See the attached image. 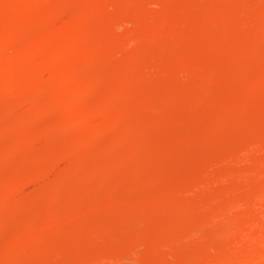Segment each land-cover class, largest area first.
Masks as SVG:
<instances>
[{
	"label": "rangeland",
	"instance_id": "rangeland-1",
	"mask_svg": "<svg viewBox=\"0 0 264 264\" xmlns=\"http://www.w3.org/2000/svg\"><path fill=\"white\" fill-rule=\"evenodd\" d=\"M41 5L48 10L41 11ZM237 14L245 22L236 23ZM250 17L257 21L251 24ZM20 18L28 24L19 26ZM67 38L69 46L64 48ZM138 40L145 44L141 53L136 48ZM131 58L141 65L133 72L127 64ZM80 61L87 64L85 70L94 63L96 78L79 81L81 85L75 80L72 96L58 95L56 90L73 72L71 66ZM53 68H58L56 73ZM116 78L123 80L118 94L101 98L111 91ZM31 87L36 96L28 101L24 93ZM0 96V153H10L9 159H0V182L5 178L4 185L0 183V238L4 243L0 264H237L238 259L239 264L247 263L238 245H249L244 244L252 234L249 230L264 227V197L258 195L264 189H257V198L249 194L264 186V0H0ZM53 97L55 101L61 97L64 103H60L71 111L75 99L81 100L87 112H74L67 120L59 114L58 120L59 112L48 106ZM107 102L116 105V111L94 113ZM225 104H234L232 111L225 110ZM129 106L134 116L121 118L117 111ZM59 127L63 133L79 129L84 137L59 141L55 137L61 134ZM21 144L30 146L31 152L24 168L15 172L10 158ZM251 148V153L246 152ZM70 163H74L75 176L72 182L60 184L58 177ZM108 198L114 200L108 203ZM44 206L52 212L42 211ZM62 207L68 210L65 217L59 216ZM212 208L216 213H211ZM14 214L21 216L10 226ZM253 220L259 227L248 230L249 223L255 225ZM132 224H138L139 231L137 226L130 228ZM25 231L30 238L21 241ZM48 231L51 234L44 236ZM130 234L135 237L131 239ZM259 243L255 244L258 253H247L252 259L247 264L264 263V244Z\"/></svg>",
	"mask_w": 264,
	"mask_h": 264
},
{
	"label": "bare ground",
	"instance_id": "bare-ground-1",
	"mask_svg": "<svg viewBox=\"0 0 264 264\" xmlns=\"http://www.w3.org/2000/svg\"><path fill=\"white\" fill-rule=\"evenodd\" d=\"M255 1V0H254ZM11 2H12V0H11ZM41 2V1H40ZM45 2V1H44ZM258 2H260V1H258ZM28 3V2H27ZM43 3V2H42ZM41 3V4H42ZM24 4V3H23ZM22 4V5H23ZM3 5V4H2ZM12 5V4H11ZM30 5H32V4H30ZM37 5V4H36ZM35 5V6H36ZM40 5V4H39ZM33 6V5H32ZM42 6V9H40L41 11H46V10H48V8H46V7H43V5H41ZM29 7V6H28ZM48 7V6H47ZM247 7L249 8V6L247 5ZM37 8V7H36ZM36 8H34V9H36ZM28 9V8H27ZM30 9V8H29ZM251 9V8H250ZM254 8H252V10H253ZM6 10V9H5ZM12 10V9H11ZM52 10V9H51ZM54 10H56V9H54ZM258 10V9H257ZM49 11H50V9H49ZM63 12H64V10H62ZM20 11H18V13H19ZM27 12V11H26ZM30 12H32V11H30ZM38 12H39V10H38ZM51 12V11H50ZM59 12H61V11H59ZM244 12H249V11H244ZM254 12H256V10L254 11ZM9 13V12H8ZM14 13V12H13ZM40 13V12H39ZM44 13V12H43ZM53 12H51V14H52ZM237 13H239V12H237ZM11 14V13H10ZM16 14V12L14 13V15ZM253 14V13H252ZM7 15V14H6ZM40 15H41V13H40ZM48 15V14H47ZM50 15V14H49ZM53 15V14H52ZM234 15V14H233ZM246 15V17H247V14H243V16H245ZM251 15V14H250ZM258 15V14H257ZM20 16V15H19ZM34 16H36V15H34ZM46 16V15H45ZM232 16V15H231ZM249 16V15H248ZM254 16V15H253ZM12 17V16H11ZM257 17V16H256ZM10 18V17H9ZM17 18V17H16ZM39 18V17H38ZM45 18V17H44ZM220 18V17H219ZM243 17H242V15L240 16H238V14L235 16V19H234V21L236 22V23H240L241 22V20L243 21V19H242ZM253 18H255V17H253ZM258 18V17H257ZM256 18V19H257ZM8 19V18H7ZM30 19H31V17H30ZM227 19H229V18H227ZM232 19V18H231ZM244 19H245V17H244ZM248 19V21L249 22H251L253 19H252V17H250V18H247ZM255 19V20H256ZM221 20V19H220ZM226 20V19H225ZM230 20V19H229ZM255 20H253V21H255ZM12 21V20H11ZM34 21H36V20H34ZM40 21V20H39ZM257 21V20H256ZM215 22V21H214ZM220 22V21H219ZM234 22V23H235ZM243 22H245V21H243ZM9 23V22H8ZM27 23V20L26 19H19V21H18V25L19 26H24L25 24ZM229 23V22H228ZM28 24V23H27ZM38 24V23H37ZM217 24V23H216ZM244 24V23H243ZM251 24H252V22H251ZM30 25V24H29ZM36 25V24H35ZM235 25V24H234ZM253 25H254V23H253ZM256 25V24H255ZM32 26V25H31ZM8 27V26H7ZM16 27V26H15ZM30 27V26H29ZM237 27V26H236ZM246 27V26H245ZM251 27V26H250ZM12 28V27H11ZM13 28H14V26H13ZM21 28V27H20ZM249 28V27H248ZM241 29H243V28H241ZM248 31V30H247ZM8 32V31H7ZM246 32V31H245ZM237 33H239V32H237ZM66 36V35H65ZM69 36V35H68ZM244 36V35H243ZM243 36H242V38H240V39H243ZM63 40H64V38H62ZM68 39H70V38H67V40H65V41H63V46H66V47H64V48H67L68 46H69V41H68ZM237 39V38H236ZM54 40V39H53ZM142 40H144L143 38H142ZM139 41V40H138ZM137 41V42H138ZM144 41H146V40H144ZM151 41V40H150ZM239 42H241L240 40H238ZM57 42H59V41H57ZM71 42V41H70ZM149 42V41H148ZM147 42V43H148ZM7 43V42H6ZM11 43V42H10ZM139 43H140V41H139ZM150 43V42H149ZM232 43V42H231ZM59 44H61L60 42H59ZM217 44V43H216ZM9 45V44H8ZM151 45V44H150ZM50 46V45H49ZM57 46H58V44H57ZM136 46V45H135ZM147 46H149V44L147 45ZM153 47H155V46H153ZM214 47V46H213ZM137 51H139L140 53H141V51L145 48V44H142V43H140L137 47ZM150 48V47H149ZM157 49V48H156ZM147 50V49H146ZM145 50V51H146ZM69 51H70V49H69ZM144 51V50H143ZM154 51V50H153ZM156 53V52H155ZM159 53V52H158ZM172 53H173V51H172ZM46 54V53H45ZM51 54V53H50ZM65 54H68V53H65ZM86 54V53H85ZM85 54H82L83 56L85 55ZM137 54V53H136ZM152 54H153V52H152ZM169 54L171 55V53L169 52ZM175 54V53H174ZM173 54V55H174ZM33 55L36 57V58H38L39 56H40V54H39V52L38 51H35L34 50V52H33ZM53 55V54H52ZM138 56H139V54H137ZM142 55V54H141ZM88 56V55H87ZM155 56H156V54H155ZM176 56V55H175ZM137 57V56H136ZM173 57V56H172ZM32 58V57H31ZM141 57H138V59H140ZM174 58V57H173ZM136 60H138L137 58H135ZM134 58L132 59H130L129 61H127V64L129 65V67H130V70H131V72H133L134 70L136 71L137 70V68L139 69L140 67H141V65H140V67H139V60H138V62L135 60ZM172 59V58H171ZM72 60H75V59H72ZM82 60V59H81ZM88 60V59H87ZM87 60H86V63H87ZM125 60V59H124ZM158 60V59H157ZM160 60V59H159ZM50 61V60H49ZM58 61V60H57ZM140 61H141V59H140ZM144 61V60H143ZM154 61V60H153ZM56 62V61H55ZM62 62V61H61ZM72 62V61H71ZM142 62V61H141ZM157 62V61H156ZM17 63V62H16ZM145 63H146V59H145ZM148 63V62H147ZM155 63V62H154ZM47 64H49V62L47 63ZM55 64V63H54ZM53 64V65H54ZM91 64V63H90ZM124 64V63H123ZM194 64V63H193ZM199 64V63H198ZM25 65V64H24ZM52 65V66H53ZM60 64L58 63V66H59ZM61 65H65V64H61ZM67 65V64H66ZM65 65V66H66ZM85 65H87V64H82V61H80V62H76V63H74V65L73 66H71V67H74V69H73V72L69 75V77H68V80L66 79V82L65 83H61V86L56 90V91H58L59 93H57L58 95H62V97L63 96H72V95H70L71 94V92H72V89L73 88H71L72 87V84H74L76 81L75 80H77V82L79 83V81L80 82H82V81H86L87 82V80H89L90 78H92V76H93V78H96V77H94V68H95V66H94V63H93V68L92 67H88L86 70L83 68V66H85ZM88 65H89V63H88ZM143 65V64H142ZM192 65V64H191ZM14 66V65H13ZM51 66V67H52ZM70 66V65H69ZM144 66V65H143ZM150 66H151V64H150ZM197 66V65H196ZM55 67V66H54ZM146 67H147V65H146ZM29 68V67H28ZM56 68V67H55ZM55 68H53L54 70H55V73H56V71H57V69L59 68H57V69H55ZM66 68V67H65ZM64 68V69H65ZM48 69H49V67H48ZM62 69H63V67H62ZM84 69V70H83ZM144 69V68H143ZM61 70V69H60ZM59 70V71H60ZM70 70H71V68H70ZM216 70V69H215ZM58 71V72H59ZM63 71V70H62ZM68 71V70H67ZM10 72V71H9ZM27 72V71H26ZM47 72V71H46ZM57 72V73H58ZM96 72V71H95ZM139 72V71H138ZM59 73H61V72H59ZM213 73V72H212ZM49 74V73H48ZM125 74H126V72H125ZM133 74V73H132ZM26 76H27V74H25ZM47 75V74H46ZM50 75V74H49ZM52 75V74H51ZM65 75V74H64ZM60 76V75H59ZM124 76V75H123ZM62 77H64V76H62ZM66 77V76H65ZM114 77H115V75H114ZM113 77V78H114ZM125 77H126V75H125ZM45 78H46V76H45ZM47 78H49V77H47ZM56 78V77H55ZM119 78H120V76H119ZM57 79V78H56ZM112 79V78H111ZM131 79H133L132 77H131ZM131 79H130V81H131ZM257 79V78H256ZM2 80V79H1ZM39 80V79H38ZM41 80H43V79H41ZM59 81V80H58ZM108 81V80H107ZM122 79L120 80V79H118V78H116V79H114L113 81H112V83H111V91L108 93V94H106V92H105V94H102V95H100L101 96V98H106V96H108V97H115L117 94H118V92H119V90L121 89V87L123 86V83H122ZM127 81V80H126ZM26 82V81H25ZM63 82V81H62ZM86 82H84V83H86ZM127 83V82H126ZM125 83V84H126ZM130 82L128 81V83L127 84H129ZM263 83V82H262ZM58 84H59V82H58ZM80 85H81V83H79ZM86 84H88V83H86ZM133 84V83H132ZM252 84V83H251ZM257 84V83H256ZM57 85V84H56ZM110 85V84H109ZM201 85V84H200ZM199 85V86H200ZM48 86V85H47ZM51 86H54L53 84L51 85ZM59 86V85H58ZM107 86H108V84H107ZM203 86V85H202ZM129 87H131V86H128V88ZM254 87V86H253ZM42 88V87H41ZM108 88V87H107ZM259 88V87H258ZM56 89V88H55ZM55 89H53V90H55ZM79 89V88H78ZM246 89H247V86H246ZM52 89H51V91H53ZM77 90V89H76ZM248 90V89H247ZM2 91V90H1ZM50 91V90H49ZM54 93V92H53ZM85 93V92H84ZM5 94V93H4ZM48 94V93H47ZM46 94V95H47ZM254 94V93H253ZM79 95H81L80 93H79ZM87 95V94H86ZM3 96V95H2ZM35 96H36V91H35V89H34V87H31V88H28L26 91H25V93H24V98L25 99H27L28 101H33L34 99H35ZM55 96V95H54ZM6 97V96H5ZM44 97H46V96H44ZM51 97V96H50ZM56 97V96H55ZM55 97H53V99H51L50 101H48L49 102V105L48 106H50L52 109L53 108H55V109H53V111L55 110L57 113H58V120H59V114H60V116L62 117V118H65L66 120H67V118L66 117H68V116H70V114H74V112L76 113L77 112V114L79 115V113L81 114V112L82 113H84L85 112V105L86 104H84L81 100H77V99H75L76 101V103H75V105H73L74 106V110H70V109H68L67 107H66V105H64L63 103H64V100H62V98L61 97H59L60 98V100H62V101H60L59 99V101H55ZM83 97H85V95H83ZM82 97V98H83ZM235 97V96H234ZM238 97V96H237ZM48 98V97H47ZM65 99H66V97H64ZM63 98V99H64ZM75 98V97H74ZM80 98V97H79ZM88 98V97H87ZM116 98H119V96H117ZM85 99H86V97H85ZM89 99V98H88ZM93 99V98H92ZM114 99V98H113ZM0 100H2V97L0 96ZM6 100V99H5ZM70 100V99H69ZM83 100H84V98H83ZM87 100V99H86ZM96 100V99H95ZM110 100V99H109ZM129 100H132V99H129ZM89 101H90V99H89ZM89 101H86V102H89ZM93 101V100H92ZM117 101V100H116ZM134 101V100H133ZM137 100H135V102H136ZM231 101V100H230ZM0 102H2V101H0ZM46 102V101H45ZM60 102H63L62 104L60 103ZM70 102V101H69ZM68 102V103H69ZM97 102V101H96ZM105 102H106V100H105ZM112 102V101H111ZM127 102V101H126ZM129 102V101H128ZM132 102V101H131ZM135 102H133V103H135ZM234 102V101H233ZM239 102H241V101H239ZM238 102V103H239ZM44 103V102H43ZM68 103H66L65 102V104H68ZM113 103H114V101H113ZM116 103V102H115ZM114 103V104H115ZM122 103H124L125 104V102H122ZM232 103V102H231ZM121 104V103H120ZM120 104L118 105L117 103H116V105H118V107L120 106ZM130 104V103H129ZM132 104V103H131ZM235 104H237V103H235ZM240 104H242V102L240 103ZM115 105V106H116ZM234 105V104H233ZM233 105H230V106H226V104H225V110H230V111H232V108L234 107ZM239 105V104H238ZM237 105V106H238ZM46 106V105H45ZM67 106H69V105H67ZM70 106H72V104L70 105ZM73 106H72V108H73ZM112 103H110V102H107V103H105V105L101 108V111H99V110H96V111H94V113L95 114H97V115H102V114H106V113H108V112H113V111H116V109L115 108H117V106L115 107ZM135 106V105H134ZM208 106H210V105H208ZM123 107V106H122ZM128 107V106H127ZM70 108V107H69ZM205 108V107H204ZM220 108V107H219ZM85 109V110H84ZM236 109V108H235ZM235 109H233V110H235ZM216 110H218V108L216 109ZM84 111V112H83ZM103 111H105V112H103ZM205 111V110H204ZM214 111V108H213V110H212V112ZM73 112V113H72ZM87 112V111H86ZM85 112V113H86ZM118 112V114H119V116L121 117V118H124V119H128V118H132V116H134V114H135V112H134V108H132V107H130L129 106V108H126V109H122V110H119V111H117ZM203 112V111H202ZM217 112H219V111H217ZM45 113V112H44ZM53 113V112H52ZM115 113V112H114ZM205 113V112H204ZM208 113H209V111H208ZM214 113H216V112H214ZM213 113V114H214ZM221 113V112H220ZM223 113H224V111H223ZM54 114V113H53ZM206 114H207V112H206ZM51 114H49V116H50ZM77 115V116H78ZM114 115V114H113ZM52 116V115H51ZM56 116V115H55ZM76 116V115H75ZM72 117V116H71ZM73 117H74V115H73ZM98 117V116H97ZM102 117V116H101ZM101 117H100V119H101ZM40 118V117H39ZM70 118V117H69ZM49 119V118H48ZM57 119V118H56ZM61 119V118H60ZM75 119V118H74ZM99 119V120H100ZM149 120H150V118H148ZM147 119V120H148ZM41 120H43V119H41ZM53 120V119H52ZM51 120V121H52ZM130 120V119H129ZM17 121H19V120H17ZM50 121V120H49ZM79 121H81V120H79ZM42 121H40V123H41ZM57 122V121H56ZM119 122V121H118ZM122 121L120 120V123H121ZM125 122V121H124ZM127 122V121H126ZM130 122V121H129ZM23 123V122H22ZM81 123V122H80ZM37 124H38V122H37ZM55 124H57V123H55ZM53 125V127L54 126H58V125ZM58 124H60V125H62L61 123H58ZM126 124V123H125ZM67 125V124H66ZM124 125V124H123ZM64 126H65V124H64ZM76 126H77V123H76V125H75V129H76ZM116 126V125H115ZM119 126V125H118ZM52 127V126H51ZM60 128L61 127H59L58 129L59 130H57V133L58 132H60ZM70 128V127H69ZM69 128H67V129H69ZM116 128V127H115ZM66 129V130H67ZM72 129H74V128H72ZM116 129H118V128H116ZM62 130V129H61ZM83 130V129H82ZM88 130V129H87ZM54 131H56L55 129H54ZM65 131V130H64ZM70 132H68V131H66L65 133H63L62 131L60 132L61 134H63V135H61L60 133V136H58L57 137V135L55 136L56 137V139L57 140H59V141H62V142H66L67 140H71V138H74L75 136H83L84 137V132L82 133V131H79V129H78V131L77 130H72L71 131V129L69 130ZM85 131V130H84ZM33 133V132H32ZM102 134V133H101ZM85 137H87V133H85ZM115 136H116V134H115ZM38 137V136H37ZM130 137H132V136H130ZM130 137H128L129 139L128 140H131L132 141V139H130ZM93 138V137H92ZM134 138V137H133ZM75 139V138H74ZM94 139V138H93ZM113 139V138H112ZM125 139V138H124ZM89 140V139H88ZM121 140V139H120ZM117 141V140H116ZM249 141V140H248ZM68 142V141H67ZM87 142V141H86ZM85 142V143H86ZM89 142V141H88ZM134 142V141H133ZM132 142V143H133ZM251 142V141H250ZM33 143H35V141L33 142ZM131 143V142H130ZM134 143H136V142H134ZM28 144H29V142H28ZM56 144V143H55ZM72 144V143H71ZM243 144V143H242ZM251 144V143H250ZM250 144H246V145H250ZM63 145V144H62ZM65 145V144H64ZM70 145V144H69ZM68 146V145H67ZM88 146H91L90 144H88ZM95 146V145H94ZM120 146V145H119ZM122 146H123V144H122ZM242 146V145H241ZM240 146V147H241ZM254 146V145H253ZM28 147H30V146H28ZM27 146H26V144H21L20 145V148L18 149V148H16V149H18L19 151H17L16 152V155H14L13 156V158H10L11 160H12V168H13V170L15 171V172H19V171H21L23 168H24V163H25V161L28 159V157H29V154H30V149L28 148ZM87 147V146H86ZM127 147H128V144H127ZM130 147V146H129ZM134 147V146H133ZM256 147V146H255ZM260 147V146H259ZM13 148V147H12ZM31 148V147H30ZM36 148V147H35ZM237 148V147H236ZM250 148V147H249ZM87 149V148H86ZM242 149V148H241ZM245 148L243 147V149L242 150H244ZM252 149L253 148H251V149H248L246 152H249V153H251L252 152ZM83 150V149H82ZM105 150V149H104ZM236 150V149H235ZM258 150V149H257ZM256 150V151H257ZM264 150V149H263ZM245 151V150H244ZM255 150H253V152H254ZM9 152H10V150H9ZM73 152H75V151H73ZM215 152V151H214ZM231 152V151H230ZM234 152V151H233ZM218 153V152H217ZM216 153V154H217ZM236 153V152H235ZM238 153H240V152H238ZM257 153H258V151H257ZM10 154V153H9ZM9 154H8V151L6 150V151H3L2 153H0V159H5V158H8L9 159ZM80 154V153H79ZM90 154V153H89ZM223 153H221L220 155H222ZM227 154V153H226ZM261 154V153H260ZM259 154V155H260ZM264 154V153H263ZM76 155V154H75ZM74 155V156H75ZM235 155V154H234ZM240 155V154H239ZM250 155V154H249ZM262 155V154H261ZM79 156V155H78ZM88 156V155H87ZM95 156V155H94ZM215 156H219V155H215ZM215 156H213V158L215 157ZM251 156V155H250ZM252 156H253V154H252ZM251 156V157H252ZM11 157V156H10ZM77 157V156H76ZM227 157V156H226ZM226 157H224V158H226ZM95 158V160L97 159V157H94ZM98 158H99V156H98ZM101 158V157H100ZM210 158V157H209ZM212 158V159H213ZM223 158V157H222ZM228 158H229V156H228ZM231 158V157H230ZM235 158H237L236 156H235ZM239 158V157H238ZM102 159H103V157H102ZM216 159V158H215ZM214 159V160H215ZM218 159V158H217ZM250 159V158H249ZM263 159H264V157H263ZM262 159V160H263ZM76 161H77V159H75ZM83 160V159H82ZM209 160V159H208ZM207 160V161H208ZM213 160V161H214ZM230 160V159H229ZM234 160V159H233ZM256 160V159H255ZM260 160V159H259ZM10 161V160H9ZM8 161V162H9ZM75 161V162H76ZM81 161V160H80ZM88 161H90L89 159H88ZM238 160H236V162H237ZM246 161H247V159H246ZM28 162V161H27ZM234 162V161H233ZM255 162V161H254ZM91 163V162H90ZM93 163V162H92ZM209 163V162H208ZM211 163V162H210ZM261 163V162H260ZM259 163V164H260ZM25 164H27V163H25ZM94 164V163H93ZM92 164V165H93ZM247 164H248V162H247ZM246 164V165H247ZM206 165V164H205ZM249 165H251L250 163H249ZM79 166V165H78ZM81 166H82V163H81ZM210 166V165H209ZM214 166V165H213ZM256 166H258V165H256ZM74 163H70V165H68L67 167H66V169L62 172V174L61 175H59V177H58V179L60 180V184L62 183V181H64V184H67L66 183V181H71L70 179H71V177H73V176H75V175H73L74 174ZM86 167V166H85ZM260 167V166H259ZM247 168V167H246ZM207 168H205L204 170H206ZM220 169V168H219ZM221 169H223V168H221ZM249 169H250V167H249ZM258 169V168H257ZM209 168H208V172H209ZM218 170V169H217ZM247 170V169H246ZM253 170L255 171V168H253ZM252 170V171H253ZM251 171V170H250ZM86 172V171H85ZM203 172V171H202ZM219 172V171H218ZM260 172V171H259ZM37 173V172H36ZM82 173V172H81ZM80 173V174H81ZM88 173V172H87ZM91 173V172H90ZM207 173V172H206ZM252 173H254V172H252ZM256 173H258L257 171H256ZM262 173V172H261ZM83 174H85V173H83ZM218 174V173H217ZM6 175V174H5ZM35 175V174H34ZM258 175H259V173H258ZM261 175V174H260ZM264 175V174H263ZM32 176V175H31ZM87 177V176H86ZM79 178V177H78ZM89 179V178H88ZM259 179H260V177H259ZM264 179V178H263ZM41 180V179H40ZM74 180V179H73ZM258 180V179H257ZM92 181H93V178H92ZM196 181V180H195ZM260 181V180H259ZM5 182V178H2L1 179V182L0 183H4ZM42 182V181H41ZM72 182V181H71ZM90 182V181H89ZM88 182V183H89ZM194 182V181H193ZM85 183V182H84ZM87 183V184H88ZM94 183V182H93ZM254 183V182H253ZM90 184V183H89ZM257 184V183H256ZM4 185V184H3ZM103 185V184H102ZM105 185V184H104ZM260 185V184H259ZM264 185V184H263ZM67 186V185H66ZM84 186V185H83ZM106 186V185H105ZM261 187V188H260ZM258 186L255 190H256V192H255V190H254V192H250V191H252V190H249L248 189V191L250 192L249 194L251 195V193H255V196L252 194L251 196H250V198L251 197H255V198H257L258 197V195L259 196H263L264 197V191L262 190V192H260L259 190H261V189H264V186H262V184H261V186ZM68 188V187H67ZM86 188V187H85ZM93 188V187H92ZM103 188V187H102ZM144 188H145V186H144ZM259 188V190H257ZM81 189V188H80ZM91 189V188H90ZM137 189V188H136ZM139 189V188H138ZM43 190V189H42ZM47 190V189H46ZM60 191V190H59ZM67 190H65V192H66ZM92 191V190H91ZM134 191V190H133ZM137 191V190H136ZM141 190H139L138 192H139V194H141V192H140ZM258 191V192H257ZM44 192H47V191H44ZM53 192V191H52ZM125 192V191H124ZM132 192V191H131ZM146 191H144V193H145ZM165 192V191H164ZM261 194H263V195H261ZM89 193V192H88ZM137 193V192H136ZM162 193V192H161ZM256 193L258 194V195H256ZM122 194V193H121ZM132 193H130L129 194V196H132V195H134L135 194V192H134V194H132ZM143 194V193H142ZM124 195V194H123ZM136 195V194H135ZM134 195V196H135ZM106 196V195H105ZM110 196V195H109ZM122 196V195H121ZM154 196V195H153ZM160 196H161V199H162V195L160 194ZM228 196V195H227ZM231 196V195H230ZM244 196V195H243ZM39 197V196H38ZM104 197V196H103ZM163 197H166V195L164 196V194H163ZM229 197V196H228ZM240 197H242V196H240ZM128 198V197H127ZM132 198H133V196H132ZM166 198H168V197H166ZM209 198H211V197H209ZM223 198H225V197H223ZM236 198V197H235ZM245 198V197H244ZM260 198V197H259ZM109 199V198H108ZM125 199V198H124ZM124 199H122L121 198V200L123 201ZM129 199V198H128ZM137 199V198H136ZM160 199V198H159ZM208 199V198H207ZM38 200V199H37ZM114 200V199H113ZM112 200V201H113ZM119 200V199H118ZM133 200H134V198H133ZM165 199L163 198V201H164ZM209 200H212V199H209ZM208 200V201H209ZM233 200H235V199H233ZM238 200V199H237ZM259 200V199H258ZM260 200H262V199H260ZM259 200V202H261ZM110 199H109V201H108V203H111L112 202ZM138 201V200H137ZM161 201V200H160ZM213 201V200H212ZM211 201V202H212ZM225 201V200H224ZM242 201H243V197H242ZM256 201V200H255ZM254 201V202H255ZM107 202V201H106ZM119 201H117L116 203H118ZM162 202V201H161ZM210 202V201H209ZM240 202V201H239ZM238 202V203H239ZM244 202V201H243ZM103 203V202H102ZM115 203V204H116ZM225 203V202H224ZM236 203H237V201H236ZM257 203V202H256ZM39 204V203H38ZM93 204V203H92ZM123 204V203H122ZM139 204V203H138ZM213 204V203H212ZM211 204V205H212ZM217 204V203H216ZM223 204V203H222ZM230 204V203H229ZM235 204V203H234ZM261 204V203H260ZM263 204V203H262ZM67 205V204H66ZM106 205V204H105ZM107 205H109V204H107ZM113 205V204H112ZM111 205V206H112ZM239 205V204H238ZM242 205H243V203H242ZM245 205V204H244ZM246 205H247V203H246ZM249 205V204H248ZM91 206V205H90ZM110 206V205H109ZM135 206H137V205H135ZM215 206V205H214ZM216 206H218V205H216ZM227 208H228V203H227ZM226 206H224V208L226 207ZM46 206H44V208H45ZM48 207V206H47ZM45 208L44 210H42V211H45L46 213H50V212H52V208L51 209H49V207L48 208ZM120 207V206H119ZM213 207V206H212ZM230 207V206H229ZM243 207H245V208H247L246 206H243ZM242 207V208H243ZM256 207H258V205L256 206ZM262 207H264V206H262ZM82 208V207H81ZM89 208V207H88ZM87 208V209H88ZM124 208V207H123ZM208 208V207H207ZM217 208V207H216ZM216 208H214V210H213V208H212V210L213 211H211V213L212 212H214L215 211V209ZM222 208V207H221ZM226 208V209H227ZM238 208V207H237ZM241 208V207H240ZM260 208V207H259ZM89 209H91V208H89ZM93 209V208H92ZM91 209V210H92ZM135 209V208H134ZM133 209V210H134ZM203 209V208H202ZM226 209H223V210H226ZM228 209H231V208H228ZM40 210V209H39ZM206 210H208V209H206ZM220 210V209H219ZM236 210V209H235ZM258 210V209H257ZM260 210H261V208H260ZM19 211H21V210H19ZM84 211V210H83ZM95 211V210H94ZM208 211H210V210H208ZM238 211V210H237ZM243 211V210H242ZM241 211V212H242ZM254 211H255V209H254ZM74 212H77V211H74ZM73 212V213H74ZM96 212V211H95ZM124 212H125V210H124ZM129 212V211H128ZM127 212V213H128ZM199 213H200V211H198ZM197 212V213H198ZM222 212V210L220 211V213ZM224 212V211H223ZM227 212H229V211H227ZM232 212H233V210H232ZM235 212V211H234ZM241 212H240V214H241ZM258 212H259V210H258ZM40 213V212H39ZM45 213V214H46ZM73 213H71V215L73 214ZM198 213V214H199ZM202 213H203V211H202ZM215 213H216V211H215ZM260 213V212H259ZM68 214V210L67 209H65L64 207H62L60 210H59V216H61V217H65L66 215ZM70 214V213H69ZM80 214V213H79ZM206 214V213H205ZM205 214H203V215H205ZM229 214H231L230 212H229ZM233 214V213H232ZM247 214V213H246ZM253 215L254 214H256V212L255 213H252ZM47 215V214H46ZM51 215V214H50ZM53 215V214H52ZM75 215V214H74ZM196 215V214H195ZM194 215V216H195ZM207 215V214H206ZM213 215H215V214H213ZM221 215H222V213H221ZM249 215H251L250 214V212H249V214H247V216L246 217H243V221H244V218H247ZM252 215V216H253ZM12 216V215H11ZM19 216V217H18ZM20 216L21 215H16V214H14L13 215V217H12V219H11V222H10V226H12L13 224H15V223H17L18 221H19V218H20ZM30 216V215H29ZM182 217H183V213H182V215H181ZM186 216H188V215H186ZM191 216V215H190ZM218 216H219V214H218ZM217 216V217H218ZM234 216H238L239 217V214L237 215H234ZM243 216V215H242ZM31 217V216H30ZM200 217V216H199ZM199 217H198V219L197 220H199ZM207 217V216H206ZM213 217V216H212ZM215 217V216H214ZM225 217V216H224ZM235 217V218H236ZM238 217H237V219H238ZM257 217L259 218V216L257 215ZM69 218V217H68ZM175 218H177V217H175ZM193 220H195L193 217H191ZM220 218V217H219ZM222 218V217H221ZM229 218V217H228ZM231 219H233L234 217L232 216V217H230ZM241 218V217H240ZM255 218V217H254ZM47 219V218H46ZM129 219V218H128ZM182 219H185V218H182ZM187 220H188V218H186ZM191 219V220H192ZM251 219V218H250ZM250 219H247V220H249L250 221ZM252 219H253V217H252ZM66 220V219H65ZM177 220V219H176ZM181 220V219H180ZM190 220V219H189ZM193 220L191 221V222H193ZM234 220H236V219H234ZM239 221H241L240 219H238ZM246 220V219H245ZM129 221V220H128ZM169 221V220H168ZM167 221V222H168ZM172 221V220H171ZM174 221V220H173ZM172 221V222H173ZM184 221V220H183ZM232 221V220H231ZM239 221L237 222L238 224H239ZM248 221V222H249ZM254 221V220H253ZM252 221V222H253ZM123 222H125V221H123ZM166 222V221H165ZM234 222V221H233ZM245 222V221H244ZM255 222V221H254ZM181 223V222H180ZM183 223V222H182ZM194 223V222H193ZM232 223V222H231ZM243 223V222H242ZM241 223V226L243 225ZM134 224V223H133ZM132 224V226L130 227V228H136L135 226H137L136 224H135V226ZM173 224V223H172ZM187 224V223H186ZM185 224V226L187 227V225ZM189 224H190V222H189ZM235 223H233V225H234ZM247 224V223H246ZM250 224L251 223H249V225H248V230L249 229H252L254 226H257V227H259L257 224H256V222H255V225H254V223H252L251 224V226H250ZM71 225V224H70ZM124 225H126V224H124ZM129 225V224H128ZM240 225V224H239ZM238 225V226H239ZM4 226V225H3ZM50 226H52V225H50ZM173 226V225H172ZM182 226V225H181ZM191 226H193V225H191ZM246 226V225H245ZM69 227V226H68ZM77 227V226H76ZM125 227V226H124ZM138 227V226H137ZM173 227H175L176 228V224H175V226H173ZM173 227H172V229H173ZM178 227V226H177ZM185 227V228H186ZM189 227V226H188ZM235 228L237 227V224L234 226ZM11 228V227H10ZM13 228V227H12ZM27 228V227H26ZM88 228V227H87ZM86 228V229H87ZM132 228V229H133ZM154 228H157V227H154ZM179 228V227H178ZM184 228V227H183ZM190 228V227H189ZM234 228V229H235ZM240 228H243V226L242 227H240ZM239 227L237 228V229H240ZM261 228H262V230H263V228L264 227H260V229H252V230H249V232H250V234L252 233L253 234V232H254V235L253 236H248L247 238V240H249V242L246 240L245 242H244V244H249V245H246V247L244 248L243 247V245L242 246H239L238 245V250H239V252H240V254H242V258H245L244 260H245V262H247L248 263V261L249 260H247V259H249L250 258V255H248L247 253H249L250 252V254H252L253 252H257L258 253V249H257V247L258 246H256L255 244H258L259 242H261L262 243V245L264 244V230L263 231H260L261 230ZM2 229V228H1ZM7 229V228H6ZM14 229V228H13ZM16 229V228H15ZM14 229V230H15ZM102 229V228H101ZM126 229H127V227H126ZM162 229V228H161ZM194 229V230H193ZM192 229V231H195L196 232V230H195V228H193ZM245 229V228H244ZM3 230V229H2ZM29 230H31V228L30 229H28V231ZM70 230V229H69ZM80 230V229H79ZM98 230H100V229H98ZM129 230H131V229H129ZM144 230V229H143ZM145 230H147V229H145ZM153 230V229H152ZM157 230V229H156ZM159 230H160V228H159ZM164 230H166V229H164ZM163 230V231H164ZM178 230L179 229H177V233H178ZM183 230V229H182ZM255 230H256V232H257V234H256V232H255ZM4 231V230H3ZM28 231H25V232H23L22 234H21V241H25L26 239H29L30 238V233L28 232ZM133 231V230H132ZM136 231H139V227H138V230H136ZM190 231V230H189ZM235 231H236V229H235ZM243 231V230H242ZM253 231V232H252ZM84 232V231H83ZM165 232V231H164ZM174 232H176V231H174ZM179 232H181L180 230H179ZM191 232V231H190ZM246 232V231H245ZM260 232H262L261 234H258V233H260ZM76 233V232H75ZM134 233V232H133ZM138 233V232H137ZM152 233V232H151ZM184 233H185V230H184ZM187 233V232H186ZM248 233V232H247ZM2 234H4V232H2ZM15 234V233H14ZM51 234V231H48L47 233H46V235H44V236H46V237H48L49 235ZM66 234V233H65ZM71 234V233H70ZM73 234V233H72ZM127 234V233H126ZM135 234V233H134ZM139 234V233H138ZM168 234V233H167ZM167 234H166V236H167ZM243 234V233H242ZM34 235V234H33ZM38 235V234H37ZM42 235V234H41ZM41 235H40V237H41ZM84 235V234H83ZM128 235V234H127ZM131 236H130V238L131 239H133L135 236L134 235H132V234H130ZM144 235V234H143ZM147 235V234H146ZM149 235V234H148ZM181 235V234H180ZM247 235H249V234H247ZM259 235V236H258ZM262 235V236H261ZM43 236V235H42ZM164 236V235H163ZM182 236V235H181ZM188 235H185V237H187ZM259 237L258 239H257V237ZM261 236V237H260ZM1 237V236H0ZM65 237V236H64ZM67 237V236H66ZM75 237V236H74ZM136 237H137V235H136ZM158 237V236H157ZM156 237V238H157ZM177 237V236H176ZM251 237H253V238H251ZM14 238V237H13ZM16 238H18V237H16ZM110 238V237H109ZM130 238H129V240H130ZM152 238V237H151ZM154 238V237H153ZM163 238V237H162ZM166 238V237H165ZM173 238V237H172ZM180 238V237H179ZM244 238V237H243ZM18 239H20V238H18ZM42 239V238H41ZM66 239V238H65ZM128 239V238H127ZM140 239V238H139ZM144 239V238H143ZM147 239V238H146ZM155 239V238H154ZM168 239H169V237H168ZM168 239H167V241L166 242H168ZM178 239V238H177ZM183 239V238H182ZM189 239V237L187 238V240ZM45 240V239H44ZM137 240H138V238H137ZM172 240V239H171ZM176 240V239H175ZM175 240H172L173 241V243L175 242ZM199 241H202V240H200V239H198ZM253 240L254 242H255V244H253V243H251V241ZM19 241V240H18ZM17 241V242H18ZM64 241V240H63ZM139 241V240H138ZM141 241H142V239H141ZM146 241H148V240H146ZM152 241V240H151ZM179 241V240H178ZM177 241V242H178ZM184 241V240H183ZM257 241V242H256ZM263 241V242H262ZM127 242V241H126ZM129 242V241H128ZM140 242V241H139ZM160 242H162V241H160ZM16 243V242H15ZM142 243V242H141ZM148 243V242H147ZM159 243V242H158ZM163 243H165V241L163 242ZM169 244V243H168ZM178 244H180V241H179V243ZM193 244V243H192ZM195 244V243H194ZM193 244V245H194ZM240 244V243H239ZM250 244H253V246L254 247H252ZM260 244V243H259ZM13 245V244H12ZM138 245H141V244H138ZM137 245V246H138ZM163 245V244H162ZM167 245V244H166ZM200 245V244H199ZM4 246V243H3V241L1 240V238H0V247H3ZM21 246H23V244L21 245ZM63 246V245H62ZM161 245H159V247H160ZM221 246V245H220ZM250 246V247H249ZM11 247V246H10ZM74 247V246H73ZM163 247V246H162ZM169 247V246H168ZM175 247V246H174ZM199 247V246H198ZM223 247H225V245L223 246ZM239 247L241 248V249H243L242 251H243V253H242V251H240V249H239ZM243 247V248H242ZM15 248H16V245H15ZM76 248V247H75ZM74 248V249H75ZM78 248H79V246H78ZM141 248V247H140ZM146 248V247H145ZM194 248V247H193ZM196 248V247H195ZM227 248V247H226ZM70 249V248H69ZM77 249V248H76ZM80 249V248H79ZM105 249V248H104ZM143 249V248H142ZM166 249V248H165ZM220 249V248H219ZM255 249V250H254ZM153 250V249H152ZM169 250H170V248H169ZM172 250V249H171ZM226 250V249H225ZM249 250V251H248ZM258 250V251H257ZM8 251V250H7ZM97 251V250H96ZM107 251H108V248H107ZM158 251V250H157ZM160 251V250H159ZM217 251V250H216ZM68 252H70V251H68ZM81 252V251H80ZM100 252V251H99ZM154 252V251H153ZM156 252V251H155ZM246 252V253H245ZM1 253V252H0ZM61 253V252H60ZM59 253V254H60ZM77 253V252H76ZM95 253V252H94ZM107 253V252H106ZM157 253V252H156ZM161 253H162V251H161ZM172 253V252H171ZM224 253V252H223ZM262 253V252H261ZM66 254H67V252H66ZM65 254V255H66ZM71 254H72V251H71ZM158 254L160 255V253L158 252ZM157 254V255H158ZM170 254V253H169ZM239 254V253H238ZM245 254H247V256H248V258H247V256L245 257ZM2 255V254H1ZM13 255V254H12ZM68 255V254H67ZM67 255H66V257H67ZM78 255H80V254H78ZM94 255H96V254H94ZM106 255V254H105ZM156 255V254H155ZM158 255V256H159ZM9 256V255H8ZM53 256V255H52ZM62 256V255H61ZM69 256V255H68ZM102 256H104V255H102ZM254 256H257L256 255V253H255V255ZM13 257V256H12ZM12 257H10V258H12ZM60 257V256H59ZM66 257H65V259H66ZM105 257V256H104ZM152 257V256H151ZM160 257V256H159ZM158 257V259H160ZM170 257V256H169ZM218 257V256H217ZM262 257V256H261ZM260 257V258H261ZM49 258V257H48ZM224 258H225V255H224ZM228 258V257H227ZM235 258H238V257H235ZM6 259V258H5ZM16 259H18V258H16ZM49 259H51V258H49ZM61 259V258H60ZM75 259V258H74ZM156 259V258H155ZM251 259V258H250ZM262 259V258H261ZM13 260H14V257H13ZM63 260V259H62ZM61 260V261H62ZM66 260H68V259H66ZM215 260V259H214ZM230 260V259H229ZM236 260V259H235ZM239 260V259H238ZM237 260V264H239L238 262H240V260L238 261ZM244 260H242V261H244ZM252 260V259H251ZM254 260V259H253ZM257 260V259H256ZM153 262H154V259L152 260ZM156 261V260H155ZM211 261H213V259L211 260ZM232 261H234V260H232ZM261 261V260H260ZM264 261V260H263ZM50 262V261H49ZM54 263H55V261H53ZM52 262V263H53ZM63 262V261H62ZM61 262V263H62ZM74 262V261H73ZM159 262V261H158ZM225 262H226V260H225ZM68 263V262H67ZM147 263V262H146ZM235 263V262H234ZM241 263V262H240ZM247 263H244V264H247ZM250 263V262H249ZM252 263V262H251ZM257 263H259V262H257ZM262 263V262H261ZM9 264V263H8ZM69 264V263H68ZM71 264H72V262H71ZM154 264V263H153ZM156 264V263H155ZM208 264V263H207ZM226 264V263H225ZM236 264V263H235ZM264 264V263H263Z\"/></svg>",
	"mask_w": 264,
	"mask_h": 264
}]
</instances>
